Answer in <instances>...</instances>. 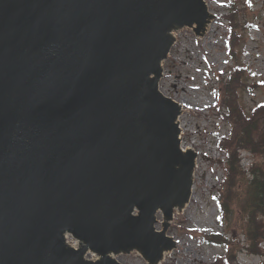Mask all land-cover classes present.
<instances>
[{"label": "water", "instance_id": "obj_1", "mask_svg": "<svg viewBox=\"0 0 264 264\" xmlns=\"http://www.w3.org/2000/svg\"><path fill=\"white\" fill-rule=\"evenodd\" d=\"M205 18L203 0H0V264L159 257L155 211L171 215L191 169L160 62L171 26Z\"/></svg>", "mask_w": 264, "mask_h": 264}, {"label": "rangeland", "instance_id": "obj_2", "mask_svg": "<svg viewBox=\"0 0 264 264\" xmlns=\"http://www.w3.org/2000/svg\"><path fill=\"white\" fill-rule=\"evenodd\" d=\"M229 1L207 0L212 28L205 33L187 25L170 30L176 39L162 61L163 74L158 82L166 95L181 101L183 111L176 113L184 127L179 133L181 143L193 146V151L183 157L189 163L180 164L182 171L191 163L187 173H191L190 180L186 182L185 178L178 191L186 205L173 207L171 216L155 213L154 229L162 230L169 240L163 244L169 251L162 259H151V263L144 252L133 249L117 255L122 264H225L228 249L235 252L238 264L262 263L261 256L245 249L243 215L235 207L222 212L217 197L226 162L219 137L229 134V125L220 115L223 110L218 109L223 79L220 74H226L234 61L242 64L247 70L242 82L248 89H238L239 103L250 109L264 101V0H234L238 7L237 30L241 33L234 59L228 55L230 21L222 17L231 9ZM176 124L180 127L177 121ZM178 130L181 132V128ZM238 153L246 169L252 155L244 150ZM253 160L261 163L264 155ZM211 234L226 236L229 244L210 243Z\"/></svg>", "mask_w": 264, "mask_h": 264}, {"label": "trees", "instance_id": "obj_3", "mask_svg": "<svg viewBox=\"0 0 264 264\" xmlns=\"http://www.w3.org/2000/svg\"><path fill=\"white\" fill-rule=\"evenodd\" d=\"M237 11L233 7L226 16L231 26L228 42L231 56L235 55L236 41L241 36L237 30ZM244 72L245 67L237 62L228 76L222 79L220 102L226 113H221V117L229 125V134L219 137V147L226 156V162L217 197L222 212L235 207L243 215V236L247 241L245 249L261 256V264H264V160L261 163L253 160L256 156L264 155V101L250 109H245L239 103L238 89H247L242 82ZM242 149L252 155L246 169L240 164L238 151ZM208 241L226 245L230 240L224 235L211 234ZM225 264H238L234 251L228 249Z\"/></svg>", "mask_w": 264, "mask_h": 264}, {"label": "bare ground", "instance_id": "obj_4", "mask_svg": "<svg viewBox=\"0 0 264 264\" xmlns=\"http://www.w3.org/2000/svg\"><path fill=\"white\" fill-rule=\"evenodd\" d=\"M204 4H205V7H206V18H205V21H204V23L202 24V26L201 27H198V29L200 30V31H203L204 33H205V31L207 32L208 30H210L211 28H212V26H211V20L209 19V16H210V12H209V4H208V2H207V0H204ZM195 23H193L192 24V27H195ZM167 35L169 36V39H170V41L173 43L174 41H175V39H176V35H174V34H172L171 32H168L167 33ZM216 61H217V59H216ZM163 74V73H162ZM175 102H177L178 101V108L180 109V111L182 110L183 111V107L181 106L182 104H181V101H179V100H177L175 97H173L172 98ZM198 99H200V98H198ZM197 99V100H198ZM177 100V101H176ZM205 104V103H204ZM179 111V112H180ZM176 120H177V122L180 124V127L179 128H181V132H179V133H183V129H184V127H183V125L180 123L181 121H179V117L177 116L176 117ZM181 134H178V140H179V143H180V146H179V150H180V152L181 153H186V152H188V151H191L192 149H193V146H185V145H183V143H181ZM193 151V150H192ZM176 166V168H178V165L176 164L175 165ZM195 166V165H194ZM190 176H191V173H190ZM192 197V196H191ZM189 199H191V198H189ZM189 201V200H188ZM173 205H177V206H181V207H183V206H185L186 205V202H185V200H181L179 203H173ZM137 245H135V244H132V245H129V247H127V248H121V249H119L118 251H116V250H112V248L110 249V250H108L105 254H104V256L105 255H107V256H109V257H111L112 259H114V260H116V261H118V262H120L119 261V259L117 258V255H119V254H122L123 252H129L130 250H133V249H138L139 250V246H137ZM167 249H169V248H164V246H160V252H159V258H163L164 257V255H165V253L167 252V251H169V250H167ZM154 251H152V250H150L149 251V254H152ZM96 253H97V257H98V255H99V260H97V261H100V259L102 258V254L99 252V251H96ZM96 257V258H97ZM158 258V259H159ZM150 259V258H149ZM151 262H153V261H151Z\"/></svg>", "mask_w": 264, "mask_h": 264}, {"label": "built area", "instance_id": "obj_5", "mask_svg": "<svg viewBox=\"0 0 264 264\" xmlns=\"http://www.w3.org/2000/svg\"><path fill=\"white\" fill-rule=\"evenodd\" d=\"M68 242H69V244L71 245V246H77V241L76 240H74V239H72V238H69L68 239Z\"/></svg>", "mask_w": 264, "mask_h": 264}]
</instances>
